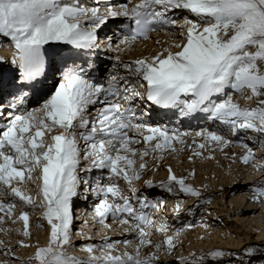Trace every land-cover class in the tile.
Instances as JSON below:
<instances>
[{
    "label": "snow or ice",
    "instance_id": "1",
    "mask_svg": "<svg viewBox=\"0 0 264 264\" xmlns=\"http://www.w3.org/2000/svg\"><path fill=\"white\" fill-rule=\"evenodd\" d=\"M116 20L120 24L113 35L103 37L109 51L125 52L150 41L152 33L179 41H164L167 47L128 62L116 57L105 82L96 78L90 60L78 63L70 56L59 67L52 60L48 68L59 78L45 83V46L93 53L101 46V32ZM0 37L10 41L18 69L11 91L0 85V223H22L20 235L27 241L32 227L46 231L43 246L19 242L35 249L28 264H158L159 253L173 254L181 230L145 211L161 212L166 201L149 199L136 184L150 167L158 170L166 154L183 152L193 133L153 126L144 119L143 105L174 109L181 118L203 114L209 126L194 133L203 142L194 139L188 146L193 156L223 151L237 138L240 162L264 173V155L255 152V146L264 147V0H127L118 6L0 0ZM236 96L246 101L244 106ZM249 132L258 134L251 138L253 146L244 142L242 134ZM93 172L99 174L91 177ZM167 173L159 184L143 180L144 187L201 197L186 183L194 173L177 177L171 166ZM251 191L264 198V182ZM89 195L95 199L93 220L105 228L109 217L126 225L123 230L137 241L132 252L126 250L131 240L105 237L100 246H81L84 260L69 254L73 200ZM182 210L181 203L173 208L177 214ZM153 229L163 234L161 242L151 239ZM146 248L154 251L145 255ZM11 252L6 249L4 255ZM243 255L251 264L255 249L248 247ZM224 257L222 250L193 253L178 264H226Z\"/></svg>",
    "mask_w": 264,
    "mask_h": 264
},
{
    "label": "rangeland",
    "instance_id": "2",
    "mask_svg": "<svg viewBox=\"0 0 264 264\" xmlns=\"http://www.w3.org/2000/svg\"><path fill=\"white\" fill-rule=\"evenodd\" d=\"M161 33L160 34L162 37L161 38L156 37L154 39V41L160 40V39L164 40L165 38L169 37L168 35H165L164 32H161ZM0 40H1L0 49H2V48L4 49V44H7L6 47H8L9 42L3 41V39L1 37H0ZM161 42H162L160 44L161 46L160 45L157 46L154 43L156 46L155 45H153L154 47L152 46V48H153L152 52L153 53H151V55L155 54V52L158 51L159 48L164 47L165 43H163V41H161ZM1 46H2V48H1ZM145 49L141 52L139 51V53H138V51H135V52H137L138 54H141V55L146 54L147 52ZM3 55H5V54H2L0 52V56H3ZM7 55H9V54H7ZM237 97L238 96L234 97V99L238 100L239 103H240V101L244 102L241 99H237ZM252 134L255 135V133H252ZM194 139H196V138H190L189 137V139L187 140V146H192ZM196 141H198L200 143L203 142L202 140H197V139H196ZM250 141L254 142L252 139H248L247 143ZM248 144H249V146H253L252 145L253 143L252 144L248 143ZM256 147L258 148V145ZM239 148H241V147L233 146L230 144L228 147L224 148L223 151L212 152V151L205 150L203 152L202 156H200V157L193 156L191 153V154H187V156H186L187 161L183 160L182 163H179L178 167L181 166V168L187 169L188 171H192V169H193V171L196 170L195 172H192V173H194V175H192L190 177L188 176L189 178L186 180V183L201 191V197H200L201 203L212 202L213 205L216 207V209L213 208L214 210L213 209L211 210L212 212H208L209 216L208 215L207 216L201 215V216L197 217V220L199 222L204 221L203 222L204 224H207V222H209L210 225L213 224V227H216L218 225H220V226L224 225L227 227V229H226L227 233L222 235L221 237H218V238H217V236L211 237V236H205V235L204 236L197 235L196 237H186V239H184L183 241L178 243V245H180V248H184L186 250L187 249L192 250L191 251L192 254L197 252L198 255H200V254L197 250H205L207 248L211 249V250H214V249L215 250H218V249L226 250L227 249L229 252H239V253L244 252V250L247 249L248 247L264 248V230L261 229L259 226V225H262V226L264 225V205H263L264 204V198H255L252 192H251V194H249L248 197H245L244 199H241V197H239V196L235 197V196H233L234 193L233 194L230 193V188L227 187V184H226L227 181L231 180L232 178H233L232 181H235L236 179L237 180L238 179L239 180H249L251 178V176L253 175V173H252L253 170L249 166H246L240 162L239 156L242 154L243 150H241L242 148L241 149H239ZM263 149H264L263 147H259L258 150L255 151L256 155L259 156L261 154V152L264 153ZM190 157H191V159H190ZM206 157H211V158H206ZM230 158L232 160H230ZM215 165L217 166L216 169L218 171L216 174L211 170ZM165 166H167V168H168V165H165ZM170 166H172V169H173V165L171 164ZM176 169L179 171V169L177 167H176ZM208 169H209V171L210 170L211 171L208 172V175H207ZM231 169H232V171H230ZM224 170H229L228 172H232V173L231 174L221 173V171H224ZM158 172L159 171H157L156 174L160 173V172L159 173ZM183 174L184 173L179 171L178 175H180V176H177V177H185L186 175H183ZM163 175H156V176H154V179H159ZM224 176H225V178H224ZM144 177H145V175H144ZM230 177H231V179H230ZM263 179H264V177L262 179H260L261 181L257 180L258 183L250 184L249 186L250 187L257 186L260 182H264ZM255 182L256 181H253L252 183H255ZM180 194L181 195H179V197H177V200H178L177 203L178 202L183 203V201L185 200L184 203L187 204L190 201L189 199H187L189 197L185 196L182 193H180ZM232 200H236L235 202H236L237 207H239V210L241 209L239 214L234 213V212L232 213V211H230L228 205H229V202ZM243 208L247 212H249L251 209L249 210L246 208H252L253 209L252 211H250L254 214L253 217L256 220V222L252 223L253 225H251V224L249 225L248 223L241 222V220H239L240 217L238 215L241 214ZM185 209H187V208H185ZM218 209H219V211L220 210L221 211L218 212ZM0 215H2V214H0ZM162 215H164V214H162ZM32 219L35 220L36 217L34 216ZM259 220L263 223L261 224L259 222ZM84 224H85V222H84ZM22 228H23L22 223H13L12 220H10V219H5L3 223H0V230H2L3 233H5V235L7 237L10 234L11 236L14 235L12 238H16V237L21 238L22 237V239L25 240V238L22 235H20ZM93 230H95V229L93 228L92 231ZM40 231H41V229L37 230L32 235V238L35 237V239L31 238L30 241H25V242H30L31 244H34V242L37 241L36 238L38 237V235H39L38 232H40ZM77 231H78V229H73V236H75ZM95 232H97V230H95ZM155 236H156V238H155L156 240L159 238L157 240V243L161 242L162 241L161 239L164 238V236H162V234H158V233ZM208 237H210V238H208ZM73 238L74 237H72V239ZM191 238H192V240H191ZM74 247H76V246H74ZM74 247H73V249H74ZM199 248H201V249H199ZM7 249L12 250L10 256H8V258H10V259H8V258L5 259V257H3L2 254H0V264H3L4 260L5 261L12 260V261H20V262L22 261V262H25V264H28L27 259H20L21 256L23 257L25 255L27 257H29L27 254H29L31 251L28 248H23V247H20L18 245V246H13V247H7ZM70 249H72V248H70ZM70 249H69V254L71 253ZM76 249H77V247H76ZM152 249L153 248H146L143 251L146 252V254H148V252H151ZM1 250L3 253L6 250V248H4V244H3V247ZM23 250H24V252H23ZM180 254L181 253H179L178 251H175V250L173 252L174 258H176L175 256L180 255ZM189 256H187V257H189ZM166 258L168 260H170V257H166ZM260 261H262V260H260L259 258H254V259H252L251 262H253V264H257V263L259 264ZM206 262L208 263V261H206ZM10 264H14V263L10 262ZM212 264H217V263L212 262ZM226 264H228V263H226Z\"/></svg>",
    "mask_w": 264,
    "mask_h": 264
},
{
    "label": "bare ground",
    "instance_id": "3",
    "mask_svg": "<svg viewBox=\"0 0 264 264\" xmlns=\"http://www.w3.org/2000/svg\"><path fill=\"white\" fill-rule=\"evenodd\" d=\"M70 1H72V0H70ZM160 33H156L155 34L156 35L155 37H159L162 34V33L161 34ZM169 37L168 38H165L164 40L162 39L161 41H163V42L164 41H169L170 42L173 39H177V41H179V37L178 36L177 37H170V38ZM0 42H1V40H0ZM153 45H155L154 44V40L153 41L150 40V41H148L146 43H138L133 48L128 49L125 52L117 53L116 56L119 57L124 62L127 61V60L126 61L124 60L127 57H131V59L133 60V59L142 57L141 54H138V53H139V51L140 52L143 51L145 48H146L145 50H146L147 53L150 52V49L152 48ZM46 47H48V46H45V48ZM164 47H167V44L166 43L164 44ZM1 48H2V46H1ZM13 51H14V49L11 47V43H10V45H8V47H6V44H4V49L3 48L0 49V52L2 54H5V55H3V56L0 57V69H2L1 72H0V74L1 73H4V69H5V72H6L7 69H8L7 67H10V65L12 64V59H13L12 58V56H13L12 52ZM135 51H138V53L135 52ZM151 53H153V52L151 51ZM7 54H9V55H7ZM9 59H11V63H9V65H8ZM237 99H241L244 102H246L243 98L237 97ZM190 119H191L190 117H188L187 119H182V120L173 119V120H170L168 122V124H170V125H172V126H174L176 128H179L180 130H183V131L184 130H189V132L193 133V135L192 136H189V137L190 138H195L194 137V133L196 131L200 130V129L196 128L193 125L192 120H190ZM205 127H208V126H206V124H205ZM189 137H187V140L189 139ZM196 139L197 140H200L198 138H196ZM196 143H200V142L196 141ZM233 146H237V145H233ZM239 149H241V148H239ZM241 150H243V149H241ZM191 153H192V151L189 150L188 146H185V150L183 152L176 153V154H166V159L163 160L162 162H160V164L163 166V168H167V166H165V165H168V167H169L172 164L173 165V172H174V174L176 176H180V175H178V173L180 171V172L184 173L183 175H186L188 177L190 173L195 172L196 170L193 171V169H192V171H188L187 169L181 168V166L178 167V165H179V163H182L183 160H186L187 161V157L186 156H187V154H191ZM230 160H232V159L230 158ZM149 164L151 166V164H152L151 160L149 161ZM176 167L179 169V171L176 169ZM216 167L217 166L215 165L211 169L215 174L218 172L217 169H216ZM163 168H160V169H158L156 171H152L151 170V167H150V169L145 172V174H144L145 177H143V180H146L148 177H150L151 178L150 180L156 181V179H154V176H156V175H163V174L164 175L161 178H164L165 176L167 177L168 173ZM250 168L253 170L252 171L253 175L250 178L251 180L250 179L249 180H239V179L237 180L236 179L235 181H232L233 178L231 179V177H230L231 180L227 181V183H226L227 184V187L230 188V193H232V194L234 193L233 196H235V197L236 196H239V197H241V199H244L245 197H248L249 194H251V192H252L251 191V188L252 187H250L249 185L250 184H256V183H258L257 180L261 181L260 179H262L264 177V173L258 172L254 168H252V167H250ZM157 171H159L160 173L158 172L159 174H156ZM210 171H209V169L207 170V175H208V172H210ZM228 171L229 170H224V171H221V173H223V174H227V173L231 174L232 173V172H228ZM230 171H232V169ZM98 174L99 173H97V172H93V173L90 174V176L91 177H95ZM224 178H225V176H224ZM143 180L138 181L137 184H136V186L140 190V192L143 195L149 196V198L150 199L152 198L154 201L156 199H164L166 201L165 206H168L169 209H170V211L171 210L173 211V208L177 204V201H178V200H175V197L177 195H174V196L168 195V196H166L168 198H162V197H160L162 195V193L159 192L157 188H156V190L151 188L150 189L151 191H148L149 189H146L144 191L143 188L142 189L140 188V185L143 183ZM253 181H256V182L255 183H252ZM78 201L80 202V204H79V207H77L78 208L77 211L80 214H78L77 217L80 218V219H76L75 222H73L72 228L73 229H78V231L76 233H81L82 232L83 233V236L76 235V234H75V236H73L74 237L73 238V244H74L73 247L76 246L77 249H76V247H74V249L72 247V249H70V251H71L70 255L76 256V257H78V258H80L82 260L86 259V254L83 253L80 250L81 246H83L85 244H88V243H91V244L96 245V246H100L104 242L105 237H108L109 240L112 241V242H115V241H123V240H131L132 241V244L129 245L126 250L129 251V252H132L133 251L134 246L137 243V241H136L135 237L132 234L127 233V232H125L123 230L124 228L127 227L126 225L125 226H120L118 223L114 222L111 219V217H109L108 220L106 221V223L108 225H110V227L109 228H105V227H103L102 225H100L99 223H97V222H95L93 220V218L91 216L92 211L91 210H88L87 209V206H86V204H87L86 201L87 200H84L83 201V199L79 197ZM235 201L236 200L230 201L228 206H229L230 211H232V213L234 212V213H238L239 214L241 209L239 210V207H237ZM137 207H138V205H137ZM207 208H208V211H209V209H213V208L216 209V207L213 205L212 202H211V205L208 206ZM207 208H206V211H207ZM246 209H249V210L251 209L250 211L253 210L252 208H246ZM145 211H147L149 213V215L153 219H157V220L163 219L165 222H167V224L169 225L170 229H172V230H177V229L178 230H181V233L182 234L180 236V242L183 241L184 239H186V237H196L197 235H200V236H204L205 235V236H211V237L217 236V238H218V237H221L222 235H224V234L227 233L226 232L227 227L224 226V225L223 226L218 225L216 227H213V224L210 225L209 222H207V224H204L203 223L204 221L203 222H199L198 220H194V219L193 220L192 219L191 220L190 219H182V221L180 223H177L181 219V217H173V218H171L170 215H169V217L168 216H164V215H162V214H165L164 212L163 213L162 212H157L154 209H145ZM220 211L218 209V212H220ZM250 211L247 212L243 208L241 214L238 215V216L240 217L239 220H241V222H245V223H248L249 225L250 224L253 225L252 223L256 222V220L253 217L254 214L252 212H250ZM84 222H85V224H84ZM259 222L261 224L263 223L260 220H259ZM259 226H260L261 229L264 230V225L263 226L262 225H259ZM93 228L95 230H97V232H95V230L92 231ZM37 230H40V229H37L35 227H32L31 228L32 235ZM40 232H38L39 235L36 238L37 241L34 242L33 245L39 244V245L43 246L46 243V231L44 229H41ZM156 234L157 233L153 229V235H152L151 239L154 242H157V240L159 239V238L157 240L155 239L156 238V236H155ZM169 234H171V232H169ZM13 236H11L9 234L8 237H7L5 235V233H3L2 230H0V241H3L4 248L7 249V247L18 246L19 245L18 243L21 240H23L22 237L21 238H19V237L12 238ZM162 236H163V234H162ZM89 237L91 239H86V238H89ZM33 238L35 239V237H33ZM208 238H210V237H208ZM161 240H163V239H161ZM191 240H192V238H191ZM25 241H27V240H25ZM1 249H0V254H2L3 257H5V259H7L8 256H5ZM28 249L31 251L29 254H27L30 257V256L33 255L35 249L33 247H29ZM199 249H201V248H199ZM123 250H125L123 247H120L118 249V251H123ZM152 251H154V249H152ZM175 251H178L179 253H181V256L182 257H187V256H189V254H192V252H191L192 250H188V249L186 250L184 248H180V245H177V247L175 248ZM197 251L200 252L201 250H197ZM23 252H24V250H23ZM96 254L99 255V252H97ZM143 254L147 255L146 252H144V251H143ZM158 255H159V263L158 264H174V263L178 264V261L181 258V257H179V258H177V260H175L173 254H172V256H169V255L164 254V253H159ZM29 257H27L25 255L23 257L21 256L20 259H27V261H28ZM165 257H170V260L168 261ZM8 259H10V258H8ZM224 260L228 264H235V263L231 262V260H229V259H224ZM9 261L11 263H14V264H25V262H22V261L21 262L20 261H12V260H9ZM3 262H5V260ZM212 262H215V261H212ZM205 264H208V263L205 261Z\"/></svg>",
    "mask_w": 264,
    "mask_h": 264
}]
</instances>
